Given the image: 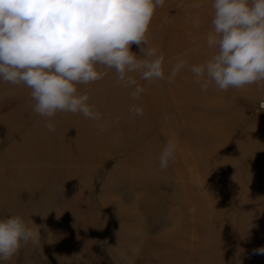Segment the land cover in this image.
<instances>
[{
    "label": "rangeland",
    "instance_id": "rangeland-1",
    "mask_svg": "<svg viewBox=\"0 0 264 264\" xmlns=\"http://www.w3.org/2000/svg\"><path fill=\"white\" fill-rule=\"evenodd\" d=\"M199 2L155 10L146 35L166 78L134 74L145 88L138 100L114 69L78 85L98 122L41 117L31 89L0 79V219L20 215L41 237L7 264H264L255 252L264 247V82L202 91L187 68L167 81L179 60L191 66L213 52L201 17L195 31L182 27ZM133 104L143 115L130 114ZM169 140L177 148L162 169Z\"/></svg>",
    "mask_w": 264,
    "mask_h": 264
},
{
    "label": "clouds",
    "instance_id": "clouds-1",
    "mask_svg": "<svg viewBox=\"0 0 264 264\" xmlns=\"http://www.w3.org/2000/svg\"><path fill=\"white\" fill-rule=\"evenodd\" d=\"M165 0H0V79L31 89L33 111L52 118L58 112L100 121L101 114L78 91L114 69L117 82L132 87L133 100L145 91L134 74L149 84L164 80V55L149 46L147 32ZM200 8V3L192 5ZM206 43L213 49L202 63L179 60L169 70L172 83L187 68L207 91L219 92L264 82V0H212ZM194 27H199L197 17ZM137 45L139 55L131 51ZM264 110V102L260 104ZM132 116L143 115L133 104ZM99 126V125H98ZM48 131L54 125L47 123ZM101 130L103 128L101 127ZM177 145L169 140L160 157L166 168ZM38 227L20 215L0 219V264H7L29 242L39 246ZM48 243H52L49 238ZM264 254V247L255 250ZM46 260L47 258L44 257Z\"/></svg>",
    "mask_w": 264,
    "mask_h": 264
},
{
    "label": "crops",
    "instance_id": "crops-1",
    "mask_svg": "<svg viewBox=\"0 0 264 264\" xmlns=\"http://www.w3.org/2000/svg\"><path fill=\"white\" fill-rule=\"evenodd\" d=\"M184 1H187L188 3H191V1H194V0H184ZM194 3V2H193ZM201 7L200 8H193L192 5L193 4H188L187 7H189V9H185L186 11H184L182 13V16L184 18V20L181 22L182 23V27L184 28H187L188 31L190 30H193L195 31V28H194V19L193 18H196L197 17H201V19L204 21L205 23V28H204V31L203 32H208L211 28V25H210V20H211V16H212V8H211V3H212V0H205V2L203 4H201V2H199ZM177 15L175 13V15L173 16L172 20L173 22H177L176 18H177ZM193 22V23H192Z\"/></svg>",
    "mask_w": 264,
    "mask_h": 264
},
{
    "label": "built area",
    "instance_id": "built-area-1",
    "mask_svg": "<svg viewBox=\"0 0 264 264\" xmlns=\"http://www.w3.org/2000/svg\"><path fill=\"white\" fill-rule=\"evenodd\" d=\"M261 104V103H260Z\"/></svg>",
    "mask_w": 264,
    "mask_h": 264
}]
</instances>
